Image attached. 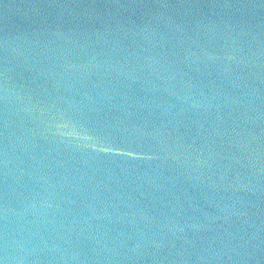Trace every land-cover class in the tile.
<instances>
[{"label": "water", "instance_id": "obj_1", "mask_svg": "<svg viewBox=\"0 0 264 264\" xmlns=\"http://www.w3.org/2000/svg\"><path fill=\"white\" fill-rule=\"evenodd\" d=\"M0 264H264V0H0Z\"/></svg>", "mask_w": 264, "mask_h": 264}]
</instances>
